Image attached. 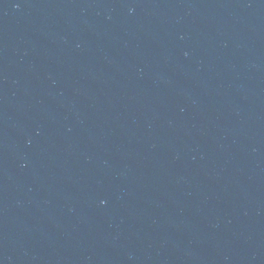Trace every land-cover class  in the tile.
<instances>
[{
  "label": "water",
  "instance_id": "1",
  "mask_svg": "<svg viewBox=\"0 0 264 264\" xmlns=\"http://www.w3.org/2000/svg\"><path fill=\"white\" fill-rule=\"evenodd\" d=\"M0 264H264V0H0Z\"/></svg>",
  "mask_w": 264,
  "mask_h": 264
}]
</instances>
